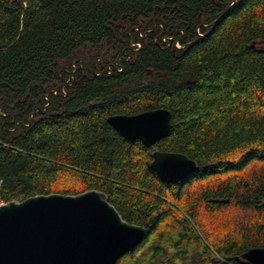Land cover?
<instances>
[{"label":"trees","instance_id":"16d2710c","mask_svg":"<svg viewBox=\"0 0 264 264\" xmlns=\"http://www.w3.org/2000/svg\"><path fill=\"white\" fill-rule=\"evenodd\" d=\"M258 41L264 0H0V200L98 189L147 230L117 264H249L264 250ZM159 107L172 129L150 147L107 121ZM156 149L198 169L165 182Z\"/></svg>","mask_w":264,"mask_h":264},{"label":"water","instance_id":"95a60500","mask_svg":"<svg viewBox=\"0 0 264 264\" xmlns=\"http://www.w3.org/2000/svg\"><path fill=\"white\" fill-rule=\"evenodd\" d=\"M107 121L128 141L150 147L170 135L172 112L159 107L109 115ZM150 166L168 183H179L198 169L186 154L160 149L153 151ZM146 232L145 226L125 220L101 190L36 194L0 204V264H117ZM242 257L264 264L263 249Z\"/></svg>","mask_w":264,"mask_h":264},{"label":"flooded vegetation","instance_id":"af4514ba","mask_svg":"<svg viewBox=\"0 0 264 264\" xmlns=\"http://www.w3.org/2000/svg\"><path fill=\"white\" fill-rule=\"evenodd\" d=\"M176 44L179 46L178 42H176ZM134 45H136L137 47L140 46L139 43H138V44H134V43H133L132 46H134ZM112 127H113V126H112Z\"/></svg>","mask_w":264,"mask_h":264},{"label":"built area","instance_id":"2783aa9c","mask_svg":"<svg viewBox=\"0 0 264 264\" xmlns=\"http://www.w3.org/2000/svg\"><path fill=\"white\" fill-rule=\"evenodd\" d=\"M0 187H1V183H0ZM5 203L4 200H0V204Z\"/></svg>","mask_w":264,"mask_h":264}]
</instances>
